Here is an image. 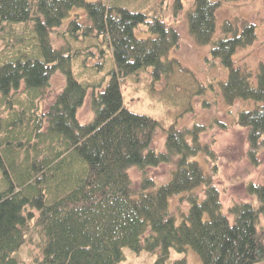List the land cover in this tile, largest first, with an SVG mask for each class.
Listing matches in <instances>:
<instances>
[{
    "label": "trees",
    "instance_id": "16d2710c",
    "mask_svg": "<svg viewBox=\"0 0 264 264\" xmlns=\"http://www.w3.org/2000/svg\"><path fill=\"white\" fill-rule=\"evenodd\" d=\"M185 1L173 0L175 14ZM225 1L193 0L189 33L197 44H213L210 56L226 68L222 97L229 106L244 103L235 125L247 130L248 158L258 166L264 63L253 75L233 60L255 41L253 24L239 29L227 21L214 41ZM155 4L0 0L6 48L0 52V264H23L18 255L33 237L40 250L33 264H119L126 248L159 252L152 264H168L172 250L188 248L201 264L264 262V182L246 187L254 201L234 203L224 213L217 158L200 139L204 127L171 126L165 149L156 151L159 121L124 105L123 86L144 74L151 95L191 109L193 74L169 58L180 33L165 21L162 3ZM138 30L149 37L138 38ZM56 73L64 87L44 108ZM162 81L164 89L154 91ZM89 95L94 118L82 124L78 112ZM162 166L171 167L170 175L158 185L150 170ZM132 169L141 174L138 185ZM176 196L188 206L187 213L178 210L179 224L170 209Z\"/></svg>",
    "mask_w": 264,
    "mask_h": 264
},
{
    "label": "rangeland",
    "instance_id": "374dc122",
    "mask_svg": "<svg viewBox=\"0 0 264 264\" xmlns=\"http://www.w3.org/2000/svg\"><path fill=\"white\" fill-rule=\"evenodd\" d=\"M154 1L156 2L155 6L162 3L165 21L180 33V45L169 54V58L178 60L182 67L193 74L195 85L192 86V91L189 90L191 96L188 104L191 109L183 111L181 106L184 107L185 104H170L151 95L150 79L144 74H141L139 79L138 77L130 78L123 86L124 105L133 113L149 116L159 121L161 127L156 131L152 145L156 151L165 149L169 127L174 126L179 129L204 127L200 133V139L203 144L210 146L217 158L219 171L215 181L220 191L223 211L228 213L234 203L254 201V198L247 194L246 187L250 183L261 184L264 182V151L258 155L259 165L254 166L248 158L247 130L235 125L237 114L244 103L238 102L233 106L226 104L221 89L228 75L226 68L219 60L210 56L213 44L205 46L197 44L189 33L188 14L194 9L193 0H186L183 4L184 9L177 14H175L173 0ZM138 3L140 2L137 1L134 4ZM227 21L237 23L239 29L245 24L255 26V41L251 45L239 49L233 56L236 66L255 75L259 65L264 63V0H239L237 2L226 0L217 12V35L214 41L222 36V25ZM136 36L145 39L149 37V34L138 30ZM5 50V41L0 37V52ZM92 63L93 60L88 61L89 65ZM105 74L104 72L100 77H104ZM108 80L109 77L106 78V82ZM64 81L65 79L60 73H56L52 77L50 88L43 102L44 108L52 103L61 92ZM165 86L164 81L155 83L153 90L162 91ZM187 89L186 85L180 89V95L181 90ZM90 100L89 95L78 112V120L82 124H88L94 118ZM220 124L226 126L222 127ZM199 159L203 162L201 158ZM170 170L171 167L162 166L150 170V173L160 185L168 180ZM130 175L134 184L138 185L141 178L140 172L132 169ZM170 209L176 213L179 224L182 219L179 211L187 213L188 206L182 204L180 198L176 196L170 202ZM38 242L39 239L33 237L21 249L18 256L23 264H33L34 259L40 257ZM158 255L159 252L135 253L126 248L124 249L125 259L119 264H152L157 260ZM183 258L188 264H201L198 254L192 248H188L182 254L172 250L168 264ZM259 264H264V262Z\"/></svg>",
    "mask_w": 264,
    "mask_h": 264
}]
</instances>
